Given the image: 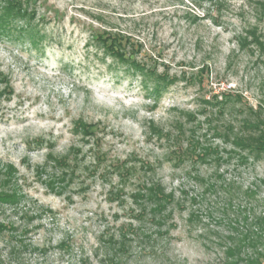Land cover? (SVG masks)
<instances>
[{"label": "rangeland", "instance_id": "obj_1", "mask_svg": "<svg viewBox=\"0 0 264 264\" xmlns=\"http://www.w3.org/2000/svg\"><path fill=\"white\" fill-rule=\"evenodd\" d=\"M18 3L0 0V189L19 195L0 264H220V236L264 208V156L225 134L264 104V0ZM148 181L180 201L162 228L134 198Z\"/></svg>", "mask_w": 264, "mask_h": 264}, {"label": "trees", "instance_id": "obj_2", "mask_svg": "<svg viewBox=\"0 0 264 264\" xmlns=\"http://www.w3.org/2000/svg\"><path fill=\"white\" fill-rule=\"evenodd\" d=\"M13 2L14 0H9V5L7 8H4L6 14L12 12L14 9H17V13L22 11L21 4L18 3V6H16L15 4L17 3L13 4ZM99 38L100 40L103 39V44H105L108 50H111V54L119 56L121 60H125L127 56L125 53L120 52L122 51V36L118 39V43L111 33H106ZM243 112L244 116L239 126L234 125V123L229 124L225 134L229 138L231 136V142L236 148L245 152L244 158H260L264 156V104L257 107L252 105L246 106ZM202 150L205 153L203 155L200 154V156L205 158L208 153L206 151H211V148ZM209 154H213V151ZM7 176L12 179L11 175ZM11 179H7L5 182H10ZM246 193L248 197L256 195V191L252 188H249ZM134 198L144 202L142 210L147 211L148 209L150 211L153 220L159 225V228H162L167 218L173 214V206H181L175 192L167 191L160 181L145 182L138 193L134 195ZM18 202L19 195L15 190L0 189V206L8 205L14 208ZM248 206L245 210L247 214L242 217L243 225L237 220V227L234 228L232 233L220 236L219 240L223 252L220 264H264V208L255 206L251 202ZM193 217L191 215V220ZM15 230L17 229L13 223L8 224L0 221V234H3L5 231L12 234ZM8 242L7 257L12 260H16L23 252V249H31V246L25 244L24 240H19L17 235H12ZM111 246L116 251H126V233L122 232L118 238H112ZM117 256V253L111 255L110 260L114 262L113 264H121Z\"/></svg>", "mask_w": 264, "mask_h": 264}]
</instances>
